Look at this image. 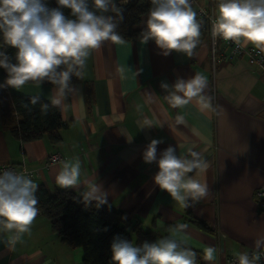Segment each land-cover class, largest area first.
I'll list each match as a JSON object with an SVG mask.
<instances>
[{"label": "crops", "instance_id": "obj_1", "mask_svg": "<svg viewBox=\"0 0 264 264\" xmlns=\"http://www.w3.org/2000/svg\"><path fill=\"white\" fill-rule=\"evenodd\" d=\"M195 1L196 12L202 7L215 17L218 0ZM147 14L141 27H146ZM217 48L213 64L206 33L190 58L176 51L164 56L154 41L104 42L88 57L83 78L70 84L73 91L59 108L66 125L55 146L46 138L20 142L10 132L17 122L11 94H38L50 103L54 86L0 88V164L32 170L34 182L52 195L60 189L55 183L59 162L79 158L82 180L96 177L108 193L106 204L154 231L155 241L185 224L177 238L196 252L197 264H226L264 236V210L255 196L264 183V73L244 57L226 59L228 49L221 40ZM196 73L207 78L204 95L212 97L215 111H201L195 99L180 108L165 99L162 82L171 86ZM6 77L0 68V84ZM149 122L152 127L141 128ZM152 139L162 140L157 159L169 146L179 156L190 149L202 155L209 166L196 178L208 185L207 197L185 208L154 183L158 166L143 160ZM54 153L61 158L50 163ZM70 189L80 195L84 186ZM190 217L205 222L211 232L195 226ZM13 234L0 231V264H82V250L64 243L40 211L30 233L10 243ZM208 246L218 250L213 262L203 258Z\"/></svg>", "mask_w": 264, "mask_h": 264}, {"label": "clouds", "instance_id": "obj_2", "mask_svg": "<svg viewBox=\"0 0 264 264\" xmlns=\"http://www.w3.org/2000/svg\"><path fill=\"white\" fill-rule=\"evenodd\" d=\"M127 3L128 0H121L122 5ZM57 4L58 8L50 9L43 0H0V68L7 73L0 88L20 91L29 82L39 87L50 82L53 94L50 104L40 105L42 115H47L50 106L63 105L66 94L73 91L72 77L83 78L82 70L93 50L106 41H123L117 31L123 8L116 0H91V6L89 0H57ZM150 5L141 33L143 42L154 41L164 56L176 51L190 58L200 43L203 26L191 0H150ZM62 8L70 9L72 18L65 16ZM212 35L240 48L251 45L264 53V0H218ZM6 47L16 50L15 62L3 50ZM207 87V78L200 73L187 80L177 78L171 86L161 83V88L168 92L165 99L172 107H183L195 99L201 111H215L212 97L204 95ZM30 103H40L39 95H31ZM152 126L149 122L141 128ZM160 143L162 140L152 139L143 153L145 163L155 162L158 166L154 183L182 207L194 206L209 194L208 185L196 178L207 170L208 162L191 149L187 156H179L172 146L157 159ZM59 164L55 177L58 187L70 189L82 184L84 190L80 195L86 207L93 201L97 208L107 203L108 193L96 177L82 180L79 158L61 160ZM37 190L38 184L26 170L8 169L0 173V231L14 233L10 243L31 232L39 213ZM186 228L187 225L178 224L169 235L139 246L116 237L111 244L112 264H197L196 252L177 238ZM217 251L208 246L203 258L213 262ZM262 258L264 236L254 241L251 253L236 254L237 264H260Z\"/></svg>", "mask_w": 264, "mask_h": 264}, {"label": "trees", "instance_id": "obj_3", "mask_svg": "<svg viewBox=\"0 0 264 264\" xmlns=\"http://www.w3.org/2000/svg\"><path fill=\"white\" fill-rule=\"evenodd\" d=\"M43 2L50 9L59 7L57 0H43ZM89 3L91 6V0ZM116 3L123 8V20L117 28L123 40H142L141 33L145 27H141L140 22L151 6L150 0H128V3L123 5L121 0H116ZM61 11L65 16L72 18L70 9L62 8ZM204 34L205 32L201 30L200 40ZM3 50L11 61L15 62L16 50L11 47ZM77 80L78 78L73 76L70 84ZM43 85L53 86L47 81ZM45 103L50 104L40 99V103L31 105L30 98L11 94V111L16 114L17 122L10 126V132L20 142L41 138H46L52 146L60 142V130L66 124L58 107L50 106L47 115H42L40 105ZM36 196L39 202L37 207L49 221L51 230L70 248L82 250V264H112L111 244L116 237L137 246L145 241H155L154 231L144 228L139 220L108 204L97 208L96 202L93 201L86 207L82 196L71 189H56L52 195H49L45 186L40 185ZM189 220L198 228L211 232L205 222L192 217Z\"/></svg>", "mask_w": 264, "mask_h": 264}, {"label": "built area", "instance_id": "obj_4", "mask_svg": "<svg viewBox=\"0 0 264 264\" xmlns=\"http://www.w3.org/2000/svg\"><path fill=\"white\" fill-rule=\"evenodd\" d=\"M192 5L196 4L195 0H191ZM197 18L203 21V26L201 30L205 32L211 41V62L216 63L218 59V40H221L222 43L227 47L228 52L224 57L228 60L237 57H244L250 64L258 67L262 73H264V53H261L259 50L253 48L252 46H247L245 48L238 47L232 41H224L218 37L212 35V20L215 18L214 15L206 10L205 8L199 7L197 10ZM59 154H51L49 156V162L54 163L60 160ZM14 170L17 172H24L26 170L27 174L30 177H33L34 173L32 170L26 169L24 167L15 166L12 163H2L0 164V173L4 170ZM255 196L257 198L258 206L260 210H264V183H262L255 191ZM252 250L247 252L251 253ZM226 264H237L236 257L232 256L227 258ZM260 264H264V258H262Z\"/></svg>", "mask_w": 264, "mask_h": 264}]
</instances>
